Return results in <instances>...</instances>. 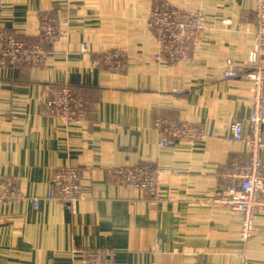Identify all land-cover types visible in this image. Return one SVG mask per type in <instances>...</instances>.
Here are the masks:
<instances>
[{
  "label": "crops",
  "instance_id": "obj_1",
  "mask_svg": "<svg viewBox=\"0 0 264 264\" xmlns=\"http://www.w3.org/2000/svg\"><path fill=\"white\" fill-rule=\"evenodd\" d=\"M160 1L0 0V31L37 41L38 18L48 12L61 33L46 44L41 66L7 68L0 79V180L26 196L0 205V264H82L85 249L109 251L110 264H239L241 250L250 264H264V210L243 245L239 214L211 203L220 172L249 154L229 129L241 117L249 136L252 82L223 75L251 63L255 25L246 13L256 0H167L206 18L193 57L174 67L156 57L148 26ZM113 48L126 51L122 71L101 62ZM56 85L80 91L84 119L46 114L45 92ZM158 114L199 124L203 139L161 148ZM260 132L264 141V126ZM141 162L159 169L155 193L123 187L105 172ZM63 166L81 169L73 205L49 197L52 171Z\"/></svg>",
  "mask_w": 264,
  "mask_h": 264
},
{
  "label": "built area",
  "instance_id": "obj_2",
  "mask_svg": "<svg viewBox=\"0 0 264 264\" xmlns=\"http://www.w3.org/2000/svg\"><path fill=\"white\" fill-rule=\"evenodd\" d=\"M255 25L256 46L247 67H229L224 79L245 77L251 80L249 104L251 125L249 136H245V119L235 118L229 129L230 140L246 142L249 148L245 161H232L219 174L221 184L212 204L239 214L240 241L246 244L255 233L256 212L264 210V164L261 152L264 141L261 127L264 126V0H256V7L246 13ZM226 21L225 25L229 26ZM148 26L157 47L156 57L166 60L172 67L187 63L206 31V18L199 11H185L171 1L163 0L154 5L148 15ZM38 41H26L14 31H0V79L7 68L39 67L48 56L46 44L61 37L56 19L48 12L38 18ZM88 50L82 44V52ZM126 51L107 49L101 54L102 64L111 71L125 67ZM44 108L48 116L63 120H81L88 113L86 102L79 90L68 85L49 87L44 96ZM158 131L159 145L170 143H194L203 139L202 127L194 122L157 115L154 120ZM80 171L73 166L54 169L50 178L49 197L73 205L80 197ZM106 174L117 184L143 191H154L158 187L159 169L156 165L141 162L132 166L107 169ZM1 179V178H0ZM26 196L7 179L0 180V205L17 203ZM34 208L39 205L37 197H31ZM74 250L76 244H72ZM82 264H110L111 253L105 249H85ZM239 264H250L243 250L236 254ZM147 264H161L155 260ZM196 264H204L197 262Z\"/></svg>",
  "mask_w": 264,
  "mask_h": 264
},
{
  "label": "rangeland",
  "instance_id": "obj_3",
  "mask_svg": "<svg viewBox=\"0 0 264 264\" xmlns=\"http://www.w3.org/2000/svg\"><path fill=\"white\" fill-rule=\"evenodd\" d=\"M123 69H125V67L123 68ZM122 69V70H123ZM122 70H120V71H122ZM148 163V162H147ZM54 172V171H53ZM160 178V177H159ZM158 184H159V182H158ZM124 187V186H123ZM139 190V189H138ZM150 192H156V190H154V191H150ZM158 200V199H157ZM61 202V201H60ZM65 204V203H64ZM76 250H78V249H76ZM76 250H74L73 248H72V245H71V251L73 252V251H76ZM83 254V253H82ZM83 263V262H82Z\"/></svg>",
  "mask_w": 264,
  "mask_h": 264
},
{
  "label": "trees",
  "instance_id": "obj_4",
  "mask_svg": "<svg viewBox=\"0 0 264 264\" xmlns=\"http://www.w3.org/2000/svg\"><path fill=\"white\" fill-rule=\"evenodd\" d=\"M20 36V35H19ZM21 38H23L22 36H20ZM23 39H25V38H23ZM26 41H30V40H28V39H25ZM32 41H36V40H32ZM38 41V40H37ZM75 89V88H74ZM77 90V89H76Z\"/></svg>",
  "mask_w": 264,
  "mask_h": 264
}]
</instances>
